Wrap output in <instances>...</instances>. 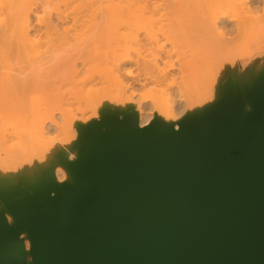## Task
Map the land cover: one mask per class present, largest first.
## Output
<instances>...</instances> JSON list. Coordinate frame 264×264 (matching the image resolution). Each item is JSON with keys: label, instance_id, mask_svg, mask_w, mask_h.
I'll list each match as a JSON object with an SVG mask.
<instances>
[{"label": "bare ground", "instance_id": "1", "mask_svg": "<svg viewBox=\"0 0 264 264\" xmlns=\"http://www.w3.org/2000/svg\"><path fill=\"white\" fill-rule=\"evenodd\" d=\"M263 44L264 0H0V120L33 107L25 116L36 124L20 148L6 147L0 132L8 148L0 153V213L15 226L19 211L76 187L85 153L75 150L99 117L136 115L141 127L194 118L203 79L227 78L229 108L253 111L264 89L250 76L258 59L264 73ZM90 83L100 89L84 95ZM34 110L44 111L41 121ZM90 112L98 113L87 119Z\"/></svg>", "mask_w": 264, "mask_h": 264}, {"label": "water", "instance_id": "2", "mask_svg": "<svg viewBox=\"0 0 264 264\" xmlns=\"http://www.w3.org/2000/svg\"><path fill=\"white\" fill-rule=\"evenodd\" d=\"M226 99L179 130L89 126L76 187L0 213V264H264V92L251 112Z\"/></svg>", "mask_w": 264, "mask_h": 264}, {"label": "rangeland", "instance_id": "3", "mask_svg": "<svg viewBox=\"0 0 264 264\" xmlns=\"http://www.w3.org/2000/svg\"><path fill=\"white\" fill-rule=\"evenodd\" d=\"M1 18H2V16H1ZM5 18V17H4ZM263 53H264V44H263ZM251 51L252 50H255V46H253V48H251L250 49ZM247 62L248 61H244L242 64L243 65H246L247 64ZM260 62H261V60H256V61H254L253 63H252V70H251V76H250V80L252 81V84H253V86L254 87H256V88H262V89H264V85H263V79H264V73H261L260 71H259V69H260ZM2 71V70H1ZM130 83H133V81L131 80V82ZM91 84V85H90ZM89 85H87L86 86V90L85 89H83V94L84 95H87V93L89 92L88 90H90L89 89V87L90 88H92V86L95 84H93L92 85V83H90ZM133 85H137V84H135V83H133ZM89 86V87H88ZM97 85H95V86H93L94 88L96 87ZM99 87V89H100V86H97L96 88H98ZM136 87H140V86H136ZM200 87L201 88H203V92H202V94L199 96L200 97V99H199V101H198V106L195 108V115L197 116V119H201V117L204 115V113H206V111H208V110H210V106L211 105H213L212 106V108L213 107H216L218 104H221V103H223V101H224V99L225 98H227L226 100H227V103L228 102H230V99H231V96H232V93H233V89H232V81L231 80H229L228 78L227 79H219L217 82H215V83H211V82H208L206 79H203V82H202V84L200 85ZM68 88H72V86H66V89L68 90ZM66 89L64 90V91H66ZM140 89V88H139ZM97 90V89H96ZM85 91V92H84ZM91 91H92V89H91ZM87 92V93H86ZM264 92V90L263 91H261L259 94L260 95H262V93ZM89 93H92V92H89ZM41 94H43V93H41ZM69 94V93H68ZM71 94V93H70ZM35 95H37L38 96V99H39V96H41V95H39V94H34V96ZM110 95V94H109ZM108 95V96H109ZM259 95V96H260ZM70 96V95H69ZM73 96V95H72ZM113 96V95H112ZM259 96L257 97V100H258V98H259ZM33 97V96H32ZM35 99H36V97H34ZM71 98V97H70ZM73 98V97H72ZM70 100V99H69ZM74 99H71V101H70V105H75V107H77L76 106V103L74 104ZM39 102V101H38ZM71 107V106H70ZM75 107L73 106V108L75 109ZM9 109L8 110H12L13 109V112L12 113H10L9 112V114H16V117H15V115H11L10 116V118L12 119V118H14V120H17L18 118H19V120H17V121H14V120H11V119H9V118H4L3 120H4V122L6 123V124H8L7 122L8 121H10V127L8 126H6V124L5 123H3V120H0L1 122V124H2V126H6V127H2V130L4 129V130H7V132H5L4 130L2 131L1 130V124H0V132H3V133H5L6 134V137H7V141H8V143L5 141V143L2 145V146H5L6 145V143H7V146L6 147H8L9 148V146L11 147L10 149H12V148H14V147H19L20 148V146L18 145L19 143H21V146L24 144L23 143V140L21 141V139H24L25 140V138H27V137H25V138H23V137H21V136H23L24 135V133L26 132V131H28L29 133H30V131L29 130H33V128H31L30 129V127L33 125V123H32V119L30 118H28V117H26L28 114H29V117H32L33 116V114L31 113V110L33 109V107H28L29 109H31V110H28V108H27V110H22V108L19 110V108L17 109V108H15V110H16V112L14 111V108H10V107H8ZM72 108V107H71ZM5 109H7V108H5ZM4 109V110H5ZM24 109V108H23ZM26 109V108H25ZM7 110V111H8ZM22 110V111H21ZM36 110H37V108H36ZM19 111V112H18ZM103 111V110H102ZM33 112V111H32ZM41 113L42 112H44V111H40ZM39 112V114L41 115V113ZM99 112V111H98ZM98 112H90V113H88L87 114V119H91L93 116H95V115H97V113ZM4 113V112H3ZM8 113V112H7ZM17 113H20V114H17ZM23 113H25V114H23V116L24 117H22V114ZM34 113L37 115V111H35L34 110ZM5 114V113H4ZM32 114V115H31ZM37 115L38 117H39V121H41V119L42 118H40L41 116L40 115ZM6 115V114H5ZM26 115V116H25ZM46 115V114H45ZM18 116V117H17ZM22 118H21V117ZM35 116V115H34ZM42 116H44V113L42 114ZM78 116H80V115H78ZM176 116H177V113H176ZM179 116V115H178ZM177 116V119L178 120H176L175 122H173V124H169V123H167V124H169V125H178L179 123H181L183 120H185V118H183L182 116H180V117H178ZM37 117V118H38ZM21 118V119H20ZM24 118V119H23ZM27 118L29 119V120H27ZM36 118V119H37ZM80 118H81V116H80ZM78 119H79V117H78ZM196 119V118H195ZM196 119V120H197ZM7 122H6V121ZM34 120H35V118H34ZM103 120H105V117H99V118H97L96 120H94V122H92L91 123V125L90 126H92V125H94V124H96V123H98V122H100V121H103ZM22 121V122H21ZM24 121V122H23ZM31 121V122H30ZM36 121V120H35ZM122 121H123V119H122ZM139 121V120H138ZM154 121H156V120H154ZM11 122H14V126H15V129H13V125H12V123ZM18 122V123H17ZM38 122V121H37ZM37 122H35V123H37ZM22 125H21V124ZM34 123V124H35ZM153 122H151V124H152ZM166 123V122H165ZM20 124V125H19ZM32 124V125H31ZM9 125V124H8ZM19 125V126H18ZM31 125V126H30ZM36 125V124H35ZM35 125H33V126H35ZM150 125V124H149ZM30 126V127H29ZM32 126V127H33ZM24 127V128H23ZM29 127V128H28ZM17 128H22L23 129V131L20 129V130H18V132H17ZM9 131V132H8ZM11 131H15L16 133H19L20 131L23 133V134H21V133H19L18 135H20V136H18L15 132H11ZM34 131V130H33ZM13 134V135H9V134ZM28 133V134H29ZM16 135V137H15V135ZM26 134H27V132H26ZM54 135L53 136H49V137H51V138H55L56 136H57V133H53ZM90 134H91V128L90 129H87V130H85L81 135H80V139H79V142H78V145H77V148H76V150L75 151H78V150H81L82 148H83V146H84V144H85V142L90 138ZM9 135V136H8ZM30 135V134H29ZM14 136V137H13ZM18 137V138H17ZM20 137V138H19ZM9 138V139H8ZM11 138H12V140H11ZM50 138V139H51ZM8 144H9V146H8ZM15 144H17V146H14ZM2 146H0V153L2 152L1 150H3L4 148V150H3V152L5 151V150H7L8 148H6V147H4L3 149H1L2 148ZM5 153V152H4ZM4 153H1V155L2 156H4L3 154ZM27 186V182H21L20 183V186H18V189L19 188H25ZM19 192V190H17L16 191V193H18ZM38 207H33V206H30L29 208H26V209H24V210H21V211H19L18 212V214L16 215V218H15V222H16V220H17V217L18 216H24V215H27V214H29L30 212H32V211H34L35 209H37ZM22 239H24L25 240V242H26V249H27V251L29 252V255L31 256V252H32V242H31V240L29 239V235L27 234V233H24L23 235H22ZM27 242H29L28 244H27Z\"/></svg>", "mask_w": 264, "mask_h": 264}, {"label": "crops", "instance_id": "4", "mask_svg": "<svg viewBox=\"0 0 264 264\" xmlns=\"http://www.w3.org/2000/svg\"><path fill=\"white\" fill-rule=\"evenodd\" d=\"M37 207H39L40 205L39 204H36V203H34Z\"/></svg>", "mask_w": 264, "mask_h": 264}]
</instances>
